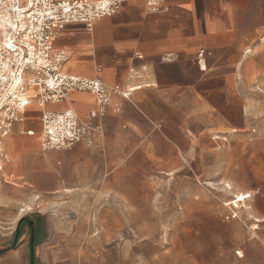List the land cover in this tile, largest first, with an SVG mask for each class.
Here are the masks:
<instances>
[{
	"label": "crops",
	"instance_id": "0c3cea01",
	"mask_svg": "<svg viewBox=\"0 0 264 264\" xmlns=\"http://www.w3.org/2000/svg\"><path fill=\"white\" fill-rule=\"evenodd\" d=\"M111 1L120 2L114 16L90 30L67 25L52 45L66 56L63 74L132 95H112L95 122L102 136L70 150H42V109L30 105L2 142L0 223L17 228L33 210L83 213L73 224L51 220L34 264H73L75 243L86 244L83 264H217L207 229L216 206L203 196L224 182L242 196L264 190L251 183L264 179V0H160L157 13L145 0ZM46 109L83 119L97 105L72 92ZM197 206L198 259L186 238L171 232L163 246L160 235L186 226ZM18 241H0V264H29L30 238Z\"/></svg>",
	"mask_w": 264,
	"mask_h": 264
},
{
	"label": "built area",
	"instance_id": "2783aa9c",
	"mask_svg": "<svg viewBox=\"0 0 264 264\" xmlns=\"http://www.w3.org/2000/svg\"><path fill=\"white\" fill-rule=\"evenodd\" d=\"M119 8L120 2L111 0H0V155L3 140L14 124L24 122L33 104L42 109L43 151L70 150L91 134L102 136V126L95 122L105 116L111 96L129 99L133 89L63 74L66 56L52 42L65 26L81 24L90 30L95 20L114 16ZM161 10L160 0H145L146 13ZM202 57L201 52L199 64ZM72 92L91 93L96 111L81 119L72 111L46 109Z\"/></svg>",
	"mask_w": 264,
	"mask_h": 264
},
{
	"label": "rangeland",
	"instance_id": "374dc122",
	"mask_svg": "<svg viewBox=\"0 0 264 264\" xmlns=\"http://www.w3.org/2000/svg\"><path fill=\"white\" fill-rule=\"evenodd\" d=\"M240 182H243V180H240ZM244 182L247 183V181ZM251 183L252 185L264 184V179H252ZM210 188H212V193L203 196L202 200L210 203V205L216 206L213 214H215L218 223L213 227L207 228L212 231L209 232V234L213 235L214 256L212 257L216 256L217 264H264V190L255 189L251 193L249 192V197L242 202H237V207L235 208L234 206H228L226 204L235 201L236 196L242 194V188L239 186H229L226 182L220 183L216 185V187L211 186ZM29 214L32 215V219L29 221L32 220L35 223L37 236H39L40 239H44L42 244L39 242L40 240L37 241V239L34 238V241H36L34 242L33 253L34 258H36L40 256L41 247H47L45 246V241L51 234L52 219H58L62 222H71V224H73V222L76 223L78 220V216L83 213H76L73 211L55 212L54 210H33L27 211V215ZM199 214H201V212L198 211V206L188 209L183 217L187 219L185 220L186 226L182 223L179 227H161L160 235L163 237V246L167 245L166 237L172 232L179 237L186 238V245L188 246L187 256L196 257L198 259V249L195 250V248H198V230L205 229L198 227ZM232 215L235 217L232 218ZM226 217H229L228 220H225ZM75 228L77 229V227ZM28 229L29 226H22L19 236V241L24 239L27 242V246L29 238ZM15 231V225L10 226L0 223V241L13 240ZM183 238L181 239V243L184 241ZM74 245L75 258L73 264H83L82 257L84 259H89L90 256L87 251L83 255L78 251L85 250L86 244L75 243ZM63 246H66V244H63ZM62 251L63 248L60 249V256L62 254L63 257L66 256L65 252ZM94 257H98L95 252ZM25 259L27 262V251H25Z\"/></svg>",
	"mask_w": 264,
	"mask_h": 264
},
{
	"label": "water",
	"instance_id": "95a60500",
	"mask_svg": "<svg viewBox=\"0 0 264 264\" xmlns=\"http://www.w3.org/2000/svg\"><path fill=\"white\" fill-rule=\"evenodd\" d=\"M23 223L29 226V229H28L29 238H30L29 248H28L29 264H34L33 248H34V238H35L36 227L32 222L29 221V219H23L18 223L12 245L13 247L16 245L17 239L19 238L20 233H21L20 229ZM5 252H6L5 250H2V251L0 250V255L4 254Z\"/></svg>",
	"mask_w": 264,
	"mask_h": 264
},
{
	"label": "bare ground",
	"instance_id": "6f19581e",
	"mask_svg": "<svg viewBox=\"0 0 264 264\" xmlns=\"http://www.w3.org/2000/svg\"><path fill=\"white\" fill-rule=\"evenodd\" d=\"M249 52V51H248ZM202 66V65H201ZM237 133V132H236ZM69 194V193H68ZM73 194H75V193H73ZM249 196H242V195H239V196H236V199H235V201H232V202H230V203H227L226 205H230V206H234L235 208L237 207V202H242L244 199H246V198H248ZM244 203V202H243ZM27 209V208H26ZM242 255V254H241Z\"/></svg>",
	"mask_w": 264,
	"mask_h": 264
}]
</instances>
